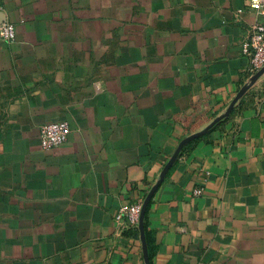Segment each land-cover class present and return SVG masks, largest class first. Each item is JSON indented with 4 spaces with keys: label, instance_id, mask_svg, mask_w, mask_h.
Returning a JSON list of instances; mask_svg holds the SVG:
<instances>
[{
    "label": "crops",
    "instance_id": "0c3cea01",
    "mask_svg": "<svg viewBox=\"0 0 264 264\" xmlns=\"http://www.w3.org/2000/svg\"><path fill=\"white\" fill-rule=\"evenodd\" d=\"M257 17L248 0H0L16 27L0 44V264H147L140 226L116 237L115 216L250 81ZM60 120L67 142L43 149ZM144 231L150 264H264V73L183 148Z\"/></svg>",
    "mask_w": 264,
    "mask_h": 264
},
{
    "label": "built area",
    "instance_id": "2783aa9c",
    "mask_svg": "<svg viewBox=\"0 0 264 264\" xmlns=\"http://www.w3.org/2000/svg\"><path fill=\"white\" fill-rule=\"evenodd\" d=\"M250 7L257 13V20L248 29V43L245 53L249 55L252 73H257L264 67V0H248ZM243 10H238V16ZM16 39V27L13 22H0V44L11 43ZM71 127L68 121L60 120L45 123L40 126V142L43 149H55L67 142ZM203 192L202 187L194 191L196 195ZM143 200L122 205L115 216L116 237L139 227Z\"/></svg>",
    "mask_w": 264,
    "mask_h": 264
},
{
    "label": "water",
    "instance_id": "95a60500",
    "mask_svg": "<svg viewBox=\"0 0 264 264\" xmlns=\"http://www.w3.org/2000/svg\"><path fill=\"white\" fill-rule=\"evenodd\" d=\"M263 73H264V67L262 69H260L257 73H255L250 78V81L240 89V91L238 92V94L236 95L234 100L231 102V104L229 105L227 110L223 114L218 116L210 125H208L205 129H203V130H201L199 132H196L194 134H191L190 136H188L184 140H182L181 143L179 144L178 148L174 152L173 156L171 157V159L169 160V162L165 166V168H164V170H163V172L161 174V179L153 187V189L151 190L149 196L144 201L143 209H142V213H141V218H140L139 226L141 228L143 247H144V250H145V256H146L147 264H150V261H149V254H148L147 242H146L145 231H144V215H145V211H146L147 205H148L150 199L152 198L153 194L155 193V191L159 187V185L162 182V180L165 178V176L168 173V171L171 169V167L174 165V163L178 159V157H179L180 153L182 152L183 148L187 144L192 142L193 140L205 135L207 132H209L211 130V128L213 126H215L217 123H219L222 119H224L226 117H229L230 114L232 113L234 107H235V104L247 93V91L250 89V87L261 77V75Z\"/></svg>",
    "mask_w": 264,
    "mask_h": 264
}]
</instances>
